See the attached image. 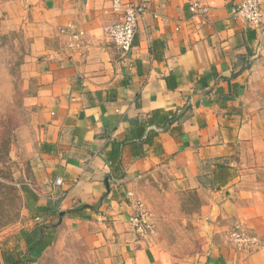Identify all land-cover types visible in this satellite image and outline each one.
<instances>
[{"label": "crops", "instance_id": "0c3cea01", "mask_svg": "<svg viewBox=\"0 0 264 264\" xmlns=\"http://www.w3.org/2000/svg\"><path fill=\"white\" fill-rule=\"evenodd\" d=\"M242 1L155 0L121 59L112 0H0V29L31 43L18 143L32 180L1 257L36 264L63 233L94 264H264V0L257 26L233 16ZM138 202L148 238L129 224Z\"/></svg>", "mask_w": 264, "mask_h": 264}, {"label": "rangeland", "instance_id": "374dc122", "mask_svg": "<svg viewBox=\"0 0 264 264\" xmlns=\"http://www.w3.org/2000/svg\"><path fill=\"white\" fill-rule=\"evenodd\" d=\"M30 44L23 31L0 29V230L16 224L20 217V193L32 183L28 159L18 143V130L25 123L22 67ZM13 148L16 159L11 156ZM60 235L36 264H94L92 255L80 242Z\"/></svg>", "mask_w": 264, "mask_h": 264}, {"label": "built area", "instance_id": "2783aa9c", "mask_svg": "<svg viewBox=\"0 0 264 264\" xmlns=\"http://www.w3.org/2000/svg\"><path fill=\"white\" fill-rule=\"evenodd\" d=\"M155 0H139L134 3L130 0H112V9L121 15V20L108 29L110 42L119 52L121 59H127L133 49L136 30L139 23L150 10ZM191 11L197 13L200 9L198 3L191 5ZM262 8L260 0H243L233 10V16L241 18L250 26H257L262 21ZM82 34L73 36L74 40H79ZM78 44L71 43V47ZM61 185L60 179L56 181ZM130 227L141 238H148L155 233L154 217L150 210L143 203L136 204V212L129 219ZM230 239L237 247L238 251H253L257 246V238L252 235L243 225L236 224L230 232Z\"/></svg>", "mask_w": 264, "mask_h": 264}, {"label": "trees", "instance_id": "16d2710c", "mask_svg": "<svg viewBox=\"0 0 264 264\" xmlns=\"http://www.w3.org/2000/svg\"><path fill=\"white\" fill-rule=\"evenodd\" d=\"M4 144H5V142H4ZM6 145H5V147H6ZM49 227H51V226H49ZM44 228H45V226H44ZM28 243H29V241H28ZM48 245H49L48 240H45L44 236L43 237L41 236V238L38 239L35 242V244L33 243V244L28 245L27 253H28V255H30L33 251L43 253L46 250V248L48 247ZM2 261H3V264H9V258L8 257L2 256Z\"/></svg>", "mask_w": 264, "mask_h": 264}, {"label": "water", "instance_id": "95a60500", "mask_svg": "<svg viewBox=\"0 0 264 264\" xmlns=\"http://www.w3.org/2000/svg\"><path fill=\"white\" fill-rule=\"evenodd\" d=\"M64 215H65L64 212H60V213H59V222L56 224V226L61 224V222H62V220H63V218H64ZM0 264H3L1 254H0Z\"/></svg>", "mask_w": 264, "mask_h": 264}]
</instances>
